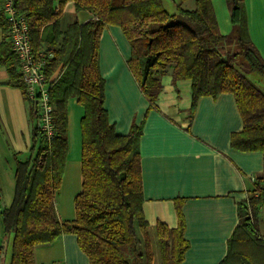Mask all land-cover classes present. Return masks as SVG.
Masks as SVG:
<instances>
[{"label": "trees", "instance_id": "trees-1", "mask_svg": "<svg viewBox=\"0 0 264 264\" xmlns=\"http://www.w3.org/2000/svg\"><path fill=\"white\" fill-rule=\"evenodd\" d=\"M176 2L169 13L163 0H14L27 20L35 54L48 56L46 74L58 70L49 90L52 135L39 127L35 105L27 103L32 122V145L26 158H16L11 203L0 210L4 235L0 258L10 245L9 264H35L34 250L63 234H74L89 264H151L149 225L143 214L139 141L142 125L132 122L126 134L116 133L105 108V81L100 72L99 40L103 29H121L130 46L126 62L140 92L155 109L161 88L159 76L191 82L189 119L201 97H234L242 129L231 134L230 145L242 152L259 151L264 158V90L247 75L264 78V59L247 30L243 0H225L232 31L222 35L212 0H193L187 9ZM93 17L61 26L67 3ZM0 66L9 83L24 95L17 58L10 50L9 24L0 11ZM235 44L233 52L225 46ZM82 106L81 190L75 195L73 220H60L55 207L62 180L67 143L66 102ZM25 98V97H24ZM26 101V100H25ZM178 225L157 222L154 228L161 264H183L188 242L179 203ZM264 211V186L259 184L238 205L239 220L217 264H264V240L257 217Z\"/></svg>", "mask_w": 264, "mask_h": 264}, {"label": "crops", "instance_id": "crops-1", "mask_svg": "<svg viewBox=\"0 0 264 264\" xmlns=\"http://www.w3.org/2000/svg\"><path fill=\"white\" fill-rule=\"evenodd\" d=\"M243 4L249 38L264 59V0H243ZM212 7L219 32L230 34L232 25L226 1L212 0ZM68 12L73 14L71 22L83 23L93 17L86 11L76 12L71 2L65 5L63 15ZM66 25L61 23L62 28ZM129 57L130 46L121 29L106 26L99 40L104 105L116 133L126 134L132 122L142 125V209L149 232L154 233L157 222L175 228L179 203L188 242L183 264H217L225 256L227 241L238 223V205L257 184L264 186L262 153L231 147V134L242 129L231 94L201 97L190 120L191 82L174 81L171 72L166 71L159 76L161 88L156 107L148 110V102L126 65ZM58 70L49 76L54 81L59 77ZM66 114L68 148L55 201L57 215L63 221L75 217L73 199L81 190L82 181L80 119L84 110L74 97L66 102ZM31 135L32 122L24 95L19 87L9 83L7 68L0 66V194L4 206L13 198L15 160L29 155ZM257 225L264 235L262 209ZM2 226L0 216V237ZM9 260L8 243L0 264H9ZM34 260L35 264H89L76 236L70 233L38 245Z\"/></svg>", "mask_w": 264, "mask_h": 264}, {"label": "built area", "instance_id": "built-area-1", "mask_svg": "<svg viewBox=\"0 0 264 264\" xmlns=\"http://www.w3.org/2000/svg\"><path fill=\"white\" fill-rule=\"evenodd\" d=\"M0 11L9 24L10 50L17 58L20 83L24 86L26 102L35 105L39 127L47 136L52 135V112L49 90L54 80L46 74L49 56L40 51L35 54L31 47L28 23L14 5V0H0ZM264 240V235H262Z\"/></svg>", "mask_w": 264, "mask_h": 264}, {"label": "rangeland", "instance_id": "rangeland-1", "mask_svg": "<svg viewBox=\"0 0 264 264\" xmlns=\"http://www.w3.org/2000/svg\"><path fill=\"white\" fill-rule=\"evenodd\" d=\"M176 2H179V0H163L165 9L169 12V13H173L175 12V7H176ZM183 6L187 9H193L194 8V2L193 0H188L186 1ZM73 20V14L71 12H68L67 14H64L61 18V23L62 26H65L67 23L71 22ZM236 49V45L235 44H230V45H226L224 51L227 52H233ZM252 81L257 82L258 85H260V87L264 90V78L260 77L258 74H256L255 72L253 73H249L247 75ZM1 193V191H0ZM1 194H0V208L4 207V204L1 200ZM3 227V226H2ZM3 232H2V236L0 237V245L2 243V237L4 235V228H2ZM153 231H151L150 234V243H151V248H152V252H153V259L151 264H161L160 259H159V254H158V248H157V243H156V238L153 235ZM4 254V253H3Z\"/></svg>", "mask_w": 264, "mask_h": 264}]
</instances>
